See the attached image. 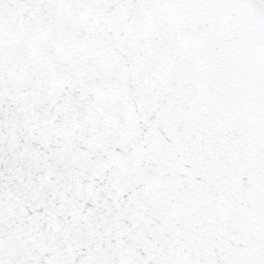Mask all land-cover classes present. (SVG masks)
Returning a JSON list of instances; mask_svg holds the SVG:
<instances>
[{
  "label": "snow or ice",
  "instance_id": "6c2138e0",
  "mask_svg": "<svg viewBox=\"0 0 264 264\" xmlns=\"http://www.w3.org/2000/svg\"><path fill=\"white\" fill-rule=\"evenodd\" d=\"M0 264H264V0H0Z\"/></svg>",
  "mask_w": 264,
  "mask_h": 264
}]
</instances>
